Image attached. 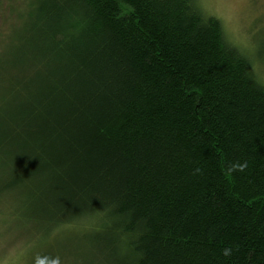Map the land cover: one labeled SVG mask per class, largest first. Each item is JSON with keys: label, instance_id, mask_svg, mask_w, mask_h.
I'll return each instance as SVG.
<instances>
[{"label": "trees", "instance_id": "16d2710c", "mask_svg": "<svg viewBox=\"0 0 264 264\" xmlns=\"http://www.w3.org/2000/svg\"><path fill=\"white\" fill-rule=\"evenodd\" d=\"M26 4L0 55V191L43 227L93 219L99 264H264V82L221 20Z\"/></svg>", "mask_w": 264, "mask_h": 264}, {"label": "rangeland", "instance_id": "374dc122", "mask_svg": "<svg viewBox=\"0 0 264 264\" xmlns=\"http://www.w3.org/2000/svg\"><path fill=\"white\" fill-rule=\"evenodd\" d=\"M27 1L0 0V55L20 30ZM197 2L204 13L221 20L228 39L248 55L254 74L264 82V0ZM3 173L0 166V189ZM8 193L0 191V264H99L87 245L96 231L93 219L43 227L39 219L26 217L21 197L11 198Z\"/></svg>", "mask_w": 264, "mask_h": 264}, {"label": "clouds", "instance_id": "9594fccd", "mask_svg": "<svg viewBox=\"0 0 264 264\" xmlns=\"http://www.w3.org/2000/svg\"><path fill=\"white\" fill-rule=\"evenodd\" d=\"M229 252H230V250H229V249H224V255H228V254H229Z\"/></svg>", "mask_w": 264, "mask_h": 264}]
</instances>
